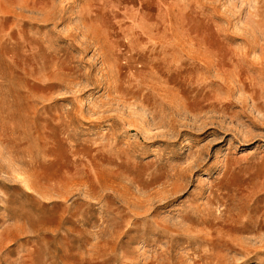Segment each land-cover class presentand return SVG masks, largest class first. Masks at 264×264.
<instances>
[{
    "label": "rangeland",
    "instance_id": "obj_1",
    "mask_svg": "<svg viewBox=\"0 0 264 264\" xmlns=\"http://www.w3.org/2000/svg\"><path fill=\"white\" fill-rule=\"evenodd\" d=\"M0 264H264V0H0Z\"/></svg>",
    "mask_w": 264,
    "mask_h": 264
}]
</instances>
